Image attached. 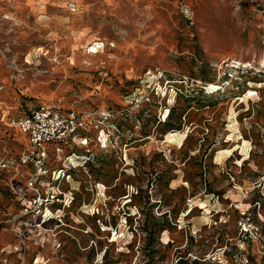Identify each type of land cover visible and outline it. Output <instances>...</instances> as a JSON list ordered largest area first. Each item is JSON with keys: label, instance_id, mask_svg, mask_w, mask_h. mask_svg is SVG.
Listing matches in <instances>:
<instances>
[{"label": "rangeland", "instance_id": "1", "mask_svg": "<svg viewBox=\"0 0 264 264\" xmlns=\"http://www.w3.org/2000/svg\"><path fill=\"white\" fill-rule=\"evenodd\" d=\"M41 105L91 117L0 169V264H264V0H0V157Z\"/></svg>", "mask_w": 264, "mask_h": 264}, {"label": "built area", "instance_id": "2", "mask_svg": "<svg viewBox=\"0 0 264 264\" xmlns=\"http://www.w3.org/2000/svg\"><path fill=\"white\" fill-rule=\"evenodd\" d=\"M69 9L75 12L76 3H70ZM103 47L104 43H96L97 51ZM90 117L88 113L64 112L54 106L41 105L26 115L11 119L9 125L25 136L27 149L19 158L0 157V169L21 171L31 167L32 170L26 171L27 188L39 191L37 184L50 173V159L61 155L65 148H72L79 132L87 128ZM38 198L41 199V195ZM38 198L35 196L33 201Z\"/></svg>", "mask_w": 264, "mask_h": 264}, {"label": "trees", "instance_id": "3", "mask_svg": "<svg viewBox=\"0 0 264 264\" xmlns=\"http://www.w3.org/2000/svg\"><path fill=\"white\" fill-rule=\"evenodd\" d=\"M31 110H33V109H31ZM31 110H29V111H27L24 115H26V114H28ZM21 116H23V115H21ZM23 135V134H22ZM26 139V138H25ZM27 141V140H26Z\"/></svg>", "mask_w": 264, "mask_h": 264}]
</instances>
